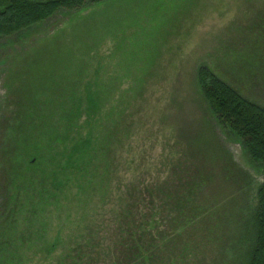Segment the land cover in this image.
<instances>
[{
    "label": "rangeland",
    "instance_id": "obj_1",
    "mask_svg": "<svg viewBox=\"0 0 264 264\" xmlns=\"http://www.w3.org/2000/svg\"><path fill=\"white\" fill-rule=\"evenodd\" d=\"M200 66L264 107V0H108L1 36L0 241L9 204L23 213L26 190L37 184V199L51 184L59 146L81 141L89 83L101 116L109 112L99 149L118 194L104 208L80 205L95 207L96 226L113 231L115 204L147 221L142 203L153 199L165 263L243 264L263 172L215 124L197 86ZM134 183L147 188L139 195ZM62 190L39 224L62 243L52 259L81 224L75 189ZM0 264H11L7 255Z\"/></svg>",
    "mask_w": 264,
    "mask_h": 264
},
{
    "label": "trees",
    "instance_id": "obj_2",
    "mask_svg": "<svg viewBox=\"0 0 264 264\" xmlns=\"http://www.w3.org/2000/svg\"><path fill=\"white\" fill-rule=\"evenodd\" d=\"M104 1L108 0H0V37L29 29L58 10H76L85 4ZM196 81L217 127L238 140L250 161L263 172V180L257 187L255 204L247 221L243 264H264V107L241 95L206 66L198 67ZM89 86L87 83L83 94L88 101L87 115L92 118L85 123L81 141L71 147H57L52 166L56 174L50 179L51 184L41 188L37 199L31 192L37 189V184L26 190L23 213L21 204H9L3 219L8 236L0 241V253L7 255L11 264H39L44 260H49L47 264H168L161 247L164 239L154 235L158 228L156 217L150 219L155 207L153 199L143 200L142 203L147 208L143 214L147 221L142 219V215L136 217L115 204L110 215L114 219L112 232L110 228L102 231L96 226L98 223L95 220L100 216L95 213V207L86 210L80 206L95 199L94 205L104 208L108 197L118 196L111 189L109 177L112 178L113 173L107 168L105 152L99 149L98 129L103 126L100 123L105 122L109 112L101 116L104 106L101 109L98 107L94 96L96 91H91ZM67 129L62 126L63 133ZM33 155L26 159L28 165L34 159ZM139 184L133 185L140 195V191L147 187ZM64 186L75 189L72 198L79 203L81 224L72 229V234L66 237V246L52 259L62 243L57 237L48 241L45 227L39 224L45 223L48 213L59 204ZM47 197L51 200L42 202ZM141 201L139 199L138 205ZM88 211H91L90 217H87ZM66 218H69V213Z\"/></svg>",
    "mask_w": 264,
    "mask_h": 264
}]
</instances>
